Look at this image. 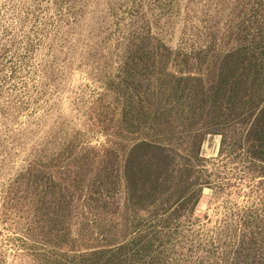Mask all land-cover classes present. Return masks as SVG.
Segmentation results:
<instances>
[{
	"label": "rangeland",
	"instance_id": "1",
	"mask_svg": "<svg viewBox=\"0 0 264 264\" xmlns=\"http://www.w3.org/2000/svg\"><path fill=\"white\" fill-rule=\"evenodd\" d=\"M263 79L264 0H0V264H203L223 199L186 206L182 158L246 134ZM138 230L164 254L90 255Z\"/></svg>",
	"mask_w": 264,
	"mask_h": 264
},
{
	"label": "trees",
	"instance_id": "2",
	"mask_svg": "<svg viewBox=\"0 0 264 264\" xmlns=\"http://www.w3.org/2000/svg\"><path fill=\"white\" fill-rule=\"evenodd\" d=\"M262 93L260 102L264 103V90ZM232 108L234 109L232 106L229 110L232 111ZM219 125V129L223 130L220 132L222 141L217 159L202 158L199 150L197 152L195 149V144H190V142L191 148L185 150L182 158V175L187 177V188L190 193L186 206L192 205L195 211L205 187L212 189L213 197L223 199L219 211L222 217L213 227L208 226L213 223L210 216L206 215L202 220L197 219L198 230L201 233L199 242L204 259L202 263H229L231 253L235 248L233 253L245 259L249 258V261L251 258L252 261L255 259L252 253L257 254L260 261L256 264H264V104L259 116L248 124L249 129L244 135L230 136L228 133L231 131L226 130L228 124ZM235 184L241 187L240 191H244L246 203L243 205H237L228 198L231 196L230 189ZM180 223L181 220H179ZM188 223L191 226L194 225L191 221ZM143 232L144 230L135 231L124 243L95 250L90 255L99 256L110 253L114 257L129 247L135 250V255L140 254L141 259L142 252L149 244L157 245L156 254L163 255L162 246L164 245L163 243L158 244L161 238L156 234H152L151 237L139 243ZM137 244L143 246L139 248ZM119 249L122 250L118 251Z\"/></svg>",
	"mask_w": 264,
	"mask_h": 264
}]
</instances>
